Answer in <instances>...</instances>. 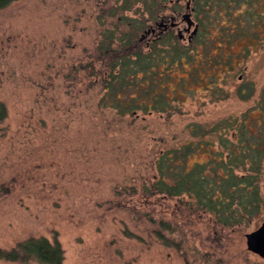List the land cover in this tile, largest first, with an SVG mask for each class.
Returning <instances> with one entry per match:
<instances>
[{
    "label": "rangeland",
    "instance_id": "1",
    "mask_svg": "<svg viewBox=\"0 0 264 264\" xmlns=\"http://www.w3.org/2000/svg\"><path fill=\"white\" fill-rule=\"evenodd\" d=\"M155 2L153 16L150 0H19L0 10L1 250L44 237L60 246L64 264H264L244 238L263 222L264 207L258 218L220 227L195 212L186 194L153 195L149 187L163 152L200 145L187 160L191 167L221 151L215 135L194 136L192 127L207 132L230 118L240 123L259 103L264 0L228 2L220 21L209 18L191 63L170 71V109L120 116L99 104L107 75L101 69L89 77L83 69L118 16L132 20L127 27L143 22V51L162 34L161 20L176 18L185 28L178 14L187 0ZM190 12L199 26L195 0ZM248 13L257 14L254 21ZM192 30L183 40L176 28L171 34L188 47ZM244 86L246 100L238 96ZM255 116L264 122V113Z\"/></svg>",
    "mask_w": 264,
    "mask_h": 264
},
{
    "label": "trees",
    "instance_id": "2",
    "mask_svg": "<svg viewBox=\"0 0 264 264\" xmlns=\"http://www.w3.org/2000/svg\"><path fill=\"white\" fill-rule=\"evenodd\" d=\"M17 1L0 0V10ZM228 2L239 4V0H195L199 30L188 47L183 46L171 32H165L155 39L150 50L143 51L137 37L143 30V22L133 21L135 25L127 27L124 22L132 20L118 16L114 30L106 31L107 42L97 47L96 58L83 69L89 77L94 72L97 75L101 69L102 74L107 75L103 79L106 90L100 106L111 108L120 116L136 118L138 114L148 115L170 109L172 99L169 94L175 92L170 85L171 69L191 63L193 51L190 49L203 43L205 23L213 19L220 21L221 12L227 10ZM159 6L155 0H150V8L146 10L153 16V9ZM246 17L252 22L257 14L248 13ZM120 26L123 28H118ZM97 62L101 65L98 70L94 68ZM188 76L193 77L189 73ZM245 86L238 92L242 100L247 97L249 86ZM259 112L264 113V89L257 106L246 112L240 123L230 118L220 121L207 132L192 127L190 132L194 136L215 135L221 151L210 150L206 162H194L191 167H188L187 160L200 149V145H185L163 152L155 162L157 178L149 186L150 193L166 197L186 194L195 212L208 213L220 227H234L258 218L264 207L260 186L264 177V122L261 121L263 116L259 121L255 119ZM230 131L231 139L227 137ZM160 225L165 224L160 222ZM155 235L167 247H174L173 241L161 232L157 231ZM0 260L16 264H64L60 246L51 244L44 237L29 238L9 251L0 249Z\"/></svg>",
    "mask_w": 264,
    "mask_h": 264
},
{
    "label": "water",
    "instance_id": "3",
    "mask_svg": "<svg viewBox=\"0 0 264 264\" xmlns=\"http://www.w3.org/2000/svg\"><path fill=\"white\" fill-rule=\"evenodd\" d=\"M189 1V0H187ZM189 2L186 3L185 8L188 10L189 8ZM181 21L185 23L186 27L183 28L184 33L190 32L191 27H193L192 32L187 38V41L190 42L191 38L196 34L197 31V25H194V22L191 20V12L188 10L185 14L181 16ZM177 23L174 22V18L171 19V27L176 26ZM150 30L146 32L145 35L149 34ZM177 38L179 40H183V34L181 31L177 32ZM262 192L264 195V178L262 183ZM245 238V244L248 251H250L253 254H256L260 258L264 259V220L259 226L258 229H256L253 232L247 233L244 236Z\"/></svg>",
    "mask_w": 264,
    "mask_h": 264
},
{
    "label": "flooded vegetation",
    "instance_id": "4",
    "mask_svg": "<svg viewBox=\"0 0 264 264\" xmlns=\"http://www.w3.org/2000/svg\"><path fill=\"white\" fill-rule=\"evenodd\" d=\"M177 1H179V0H177ZM190 1V0H189ZM189 1H187V2H189ZM188 10L190 11V3H189V8H188ZM188 10L184 7V10H183V13L182 14H178V16H179V18H181V16L183 15V14H185L186 12H188ZM171 19H173V18H171ZM176 20V18H174V21ZM192 20V19H191ZM193 22H194V25H197V31H196V34L191 38V41H192V39L197 35V33H198V30H199V26H198V24L197 23H195V21L194 20H192ZM196 22H198V19L196 20ZM185 24V23H184ZM157 26L158 27H161L163 30H161L162 31V33H165V32H171L173 29H177V32L178 31H181L182 32V34L184 33L183 32V30H179V28H178V24H176V26H173V27H171V25H167L166 24V21H164V20H161V23H159V24H157ZM186 27V26H185ZM192 28V27H191ZM153 32V30L151 29L150 30V33H152ZM191 41H190V43H191Z\"/></svg>",
    "mask_w": 264,
    "mask_h": 264
}]
</instances>
